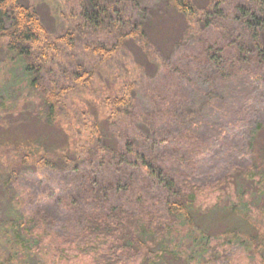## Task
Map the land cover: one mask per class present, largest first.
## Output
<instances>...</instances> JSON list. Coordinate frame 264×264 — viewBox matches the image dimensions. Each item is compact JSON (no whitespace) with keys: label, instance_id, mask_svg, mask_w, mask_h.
<instances>
[{"label":"rangeland","instance_id":"1","mask_svg":"<svg viewBox=\"0 0 264 264\" xmlns=\"http://www.w3.org/2000/svg\"><path fill=\"white\" fill-rule=\"evenodd\" d=\"M23 1L37 8L54 35L74 33L75 45L61 43L47 78L69 82L74 63L83 61L94 70V79L88 86L73 87L59 116L45 123L39 118L43 94L0 39V238L10 240L14 218L37 208L55 223V230L69 235L78 231L79 216L90 206L84 199L92 193L86 149L98 146L92 133L98 121L107 147L120 150L129 137L136 151L159 153L180 182L203 185L196 223L208 235L210 250L198 239L196 227L177 226L164 246L153 236L147 238L163 255L156 264H264V82L218 79L213 90L194 64L198 40L193 35L185 38L184 21L168 11L164 0H130L135 17L145 13L150 44L129 41L105 62L84 49L85 34L77 27L80 11L71 0ZM209 1L195 3L204 8ZM204 33L216 39L212 29ZM129 92L135 98L136 116H112L111 99ZM246 102L255 109L251 117L243 108ZM239 152L255 165L252 177L236 172L234 156ZM98 169L104 183L115 179L110 166ZM132 171L135 190L112 200L128 207H134L137 195L158 202L161 193L156 186L149 198L145 195L150 176L143 169ZM13 245H1L2 259L15 251ZM38 254L20 253V264L99 262L95 254L73 253V258L71 253L56 262L44 251Z\"/></svg>","mask_w":264,"mask_h":264},{"label":"trees","instance_id":"2","mask_svg":"<svg viewBox=\"0 0 264 264\" xmlns=\"http://www.w3.org/2000/svg\"><path fill=\"white\" fill-rule=\"evenodd\" d=\"M71 2L80 11L82 22L77 27L85 34L84 49L101 62L111 60L125 49L129 41L149 46L150 29L144 21L145 13L135 17L130 0ZM164 3L168 11L184 21L185 38L193 35L198 40L199 50L193 57L194 64L197 63V71L212 83L213 90L219 86L218 79L233 81L244 78L249 82H264V0H210L204 8H200L195 0H164ZM207 29L216 33V39L210 40L205 36ZM2 38L7 50L18 57L27 74L33 76L31 85L43 94L45 103L39 118L45 123L49 124L59 116L58 109L73 87L88 86L94 79V70L83 61L74 63L69 72V82L47 78L61 43L69 47L75 45L72 42L74 33L65 31L58 36L51 33L32 4L23 0H0ZM134 99L130 92L114 96L109 108L111 115L116 113L122 120L135 117ZM242 105L247 110L246 115L251 117L255 109L248 107L247 102ZM92 128L98 144L97 148L90 146L86 149L88 170L91 171L92 167V172H88L86 177L90 179L92 193L84 198L90 206L79 216L78 231L69 235L55 230V223L40 208L27 215L22 213L12 222L15 235L8 241L0 238V247L17 246L4 259L0 253V264H20V253L39 256L41 251L45 256L49 254L54 262L57 258L70 257L71 253L73 258L74 254L80 253L86 256L95 254L99 257L96 264H156L163 255L152 249L147 238L153 236L164 246L175 228L183 225L196 227L201 233L198 239L205 241V249L209 247L210 250L208 235L196 223L200 214L196 205L201 199L203 185L180 182L159 153L136 151L129 137L125 138L120 150L107 147L102 142L98 121L92 124ZM234 160L236 172L250 177L255 174V165L252 166L246 155L239 152ZM104 165L114 169L115 179L109 183L103 182L98 169ZM132 168L143 169L150 176L145 195L148 197L156 186L161 193L159 203L152 204L150 199L140 195L136 196L134 207L112 200L114 195L121 196L135 190ZM232 210L236 212L237 207ZM239 212L244 215L245 210ZM204 217L202 215V226ZM161 251L164 253L165 248Z\"/></svg>","mask_w":264,"mask_h":264}]
</instances>
